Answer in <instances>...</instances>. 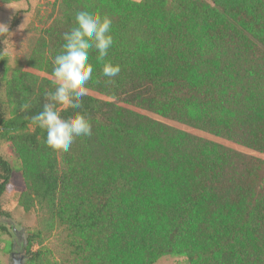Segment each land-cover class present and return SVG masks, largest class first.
<instances>
[{"label": "trees", "instance_id": "16d2710c", "mask_svg": "<svg viewBox=\"0 0 264 264\" xmlns=\"http://www.w3.org/2000/svg\"><path fill=\"white\" fill-rule=\"evenodd\" d=\"M85 9L112 20L105 60L121 71L109 83L90 52L88 94L61 115L83 113L92 135L53 151L31 117L54 90L53 60ZM27 65L33 72L0 94V139L23 160L22 203L57 232L59 260L33 250L39 230L11 252L24 249L26 264H156L168 255L264 264V0H58ZM5 76L0 60V89ZM13 172L0 154V230L14 236L1 205Z\"/></svg>", "mask_w": 264, "mask_h": 264}, {"label": "rangeland", "instance_id": "374dc122", "mask_svg": "<svg viewBox=\"0 0 264 264\" xmlns=\"http://www.w3.org/2000/svg\"><path fill=\"white\" fill-rule=\"evenodd\" d=\"M58 0H20L9 4H0V60L3 61L5 69V82L1 86L0 94L5 99V91L8 82L13 81L23 71H32L28 67L27 60L31 49L43 31L50 26L55 16V6ZM132 2H142L143 0H129ZM35 72V71H34ZM176 129L184 130L191 134L203 135L192 128L178 123L164 122L157 117H152ZM0 154L13 166L14 172L10 181L9 188L2 196V209L11 215L10 222H4L10 229L11 224L15 226L10 233L0 230V264H13L17 255L11 252L12 243H16V238H25L28 233L40 231V237L33 247L34 251L44 248L53 250L56 260H59L57 244L59 236L56 231L52 235L46 228L47 222L43 221L41 213L33 208L26 210L22 203V197L28 193V185L21 171L23 160L16 153L15 147L11 142L0 139ZM18 234H17V232ZM20 236V237H19ZM56 245V246H55ZM56 248V249H55ZM20 251V250H19ZM26 252H24L25 254ZM25 257V255H24ZM26 258L21 263L26 264ZM185 260L177 256H164L156 264H184Z\"/></svg>", "mask_w": 264, "mask_h": 264}, {"label": "clouds", "instance_id": "9594fccd", "mask_svg": "<svg viewBox=\"0 0 264 264\" xmlns=\"http://www.w3.org/2000/svg\"><path fill=\"white\" fill-rule=\"evenodd\" d=\"M111 31L112 20L108 16L85 9L76 12L74 26L63 34L61 51L53 60L54 90L45 93L42 111L31 117V123L46 133L45 144L53 151L68 152L76 138L92 135L91 123L83 113L64 118L61 112L81 108L82 98L88 94L87 84L93 77L91 51L97 53L101 74L109 78V83L120 73L119 64L105 60L114 43ZM21 107L26 110L30 105Z\"/></svg>", "mask_w": 264, "mask_h": 264}, {"label": "flooded vegetation", "instance_id": "af4514ba", "mask_svg": "<svg viewBox=\"0 0 264 264\" xmlns=\"http://www.w3.org/2000/svg\"><path fill=\"white\" fill-rule=\"evenodd\" d=\"M14 254L17 255V257L15 256V259H16L15 262H17L18 259H21V261H22V259L26 258V257H24V249H20V251L19 250H15ZM21 264H23V263H21Z\"/></svg>", "mask_w": 264, "mask_h": 264}, {"label": "water", "instance_id": "95a60500", "mask_svg": "<svg viewBox=\"0 0 264 264\" xmlns=\"http://www.w3.org/2000/svg\"><path fill=\"white\" fill-rule=\"evenodd\" d=\"M14 264H21V259H18Z\"/></svg>", "mask_w": 264, "mask_h": 264}]
</instances>
